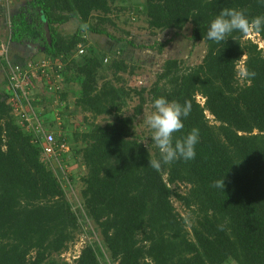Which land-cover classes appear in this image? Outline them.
Returning <instances> with one entry per match:
<instances>
[{
    "label": "trees",
    "instance_id": "1",
    "mask_svg": "<svg viewBox=\"0 0 264 264\" xmlns=\"http://www.w3.org/2000/svg\"><path fill=\"white\" fill-rule=\"evenodd\" d=\"M113 2L25 0L9 20L6 44L30 43L58 60L56 71L66 87L74 86L73 93L63 92L64 108L73 94L87 129L73 134L79 147L64 133L55 135V148L60 158V146L69 145L87 170L76 209L64 187L75 176L67 178L64 167L44 157L43 137L29 127L23 106L43 119L49 110L41 109L37 94L15 88L8 75L11 92L0 90V264H264V52L238 31L220 43L206 37L222 8L243 10L251 19L264 16V0H145L135 15H144L152 34L190 26L191 41L207 50L194 65L165 59L149 84L141 79L140 64L106 55L89 42V34H105L135 46L108 30L118 28ZM75 19V33L63 35L60 27ZM258 34L264 40V30ZM165 43L157 40L150 48L160 54ZM244 56L241 82L237 66ZM0 65L10 69L2 55ZM159 97L191 106L173 143L193 128L199 141L194 159L156 170L149 160L161 154L150 140L152 130L141 129L138 118ZM222 179L224 189L215 186ZM90 220L89 232L99 240L86 242L73 262L65 260L62 254Z\"/></svg>",
    "mask_w": 264,
    "mask_h": 264
},
{
    "label": "rangeland",
    "instance_id": "2",
    "mask_svg": "<svg viewBox=\"0 0 264 264\" xmlns=\"http://www.w3.org/2000/svg\"><path fill=\"white\" fill-rule=\"evenodd\" d=\"M24 3L25 0H0V41L3 44L7 43L6 38L9 33V20L11 16L15 14ZM112 7L113 13L111 14V17L115 22H117L118 28H116V26L110 25L108 26V30L117 36L123 35V37H126L127 40H133L135 42V46H131V44L127 43L126 41L117 42L105 34H89V42L95 45L100 51H104L106 55L117 57V55L119 56V54H122L125 58L130 60V62L134 64H140L143 68L141 79L145 84H149L156 78V73L159 67L167 58H180L186 60V62L190 65H194L202 61L207 51L206 46L203 42L193 43L191 41L190 26L186 27L180 32H176L175 30H166L152 34L151 30H149L147 19H145L144 15L142 13L140 15H135L137 11H141L145 7V0H114ZM78 23L79 22L75 19L65 25H62L60 27L62 34L67 37L72 36L78 27ZM123 30L129 31L130 35L124 34ZM245 39H251L253 42L258 43L259 48H262L264 52V40L258 33L247 35ZM157 40L161 42L166 41L164 44V49L160 54L156 48V50L150 48V45H155ZM7 46L8 52L5 53L0 47V53H2L1 55H5L4 57H6V60L9 62V64H19L24 66L34 61L46 59L45 54H42L39 49L35 48L30 43H24L18 46L14 45V43H11L7 44ZM245 58L246 57L244 56L237 66L239 70V79L241 82H243V77L245 75ZM35 63L39 64L40 62ZM9 70L10 69L6 70L0 65V90H4L5 92H11L7 83H5L6 78L9 75ZM107 74L111 76L109 71ZM39 82L40 81L38 80L35 84H38ZM43 82L46 83L45 80ZM63 82V89H66V91H71L70 89H74V86L71 87V85L66 87L65 80ZM47 85L44 87L43 85L38 84L36 92L34 88L31 93L33 95L37 94L42 98L39 99L42 110H49V114L47 115L46 119H44L46 120L44 122L45 127L55 133L57 136L61 135L62 132H65L70 136V145L79 147L82 143L77 144L73 134L78 131H80L78 133H82L87 129L85 120L86 114L80 113V111L74 107L73 101L75 98L73 94H69L70 99L68 101V105L70 104L71 106L69 107L67 105V109H65L66 107L64 108L65 105L63 99L60 98V96L63 95V93L60 92L61 88L53 90L47 87ZM197 100L203 104L205 97L199 94L197 96ZM23 110L29 111L28 113L30 116H34L33 110H29V108L25 106H23ZM150 111H153L150 106L145 107L142 116L138 118L141 129L148 130L149 127L145 123L144 113ZM58 115L60 119L59 121L57 119ZM207 116L210 118L212 123L217 124V122L214 121V117L212 115L207 113ZM53 120L55 121L53 122ZM92 120L93 118L89 116L88 121L91 122ZM97 122H103L102 117L98 118ZM60 130H62L61 133H59ZM75 161L80 162L79 166H77L78 164H76ZM81 161V158L79 159L78 155H75L71 148L62 154L59 160L54 161V167L56 168H60L61 164L64 165V171L67 174V178L68 176H75V181L69 180V182L64 183V187L66 188L68 199L74 203V207L76 209L77 207L81 206L80 192L82 187L79 180L87 170L86 167L82 165ZM181 188L182 190H185L186 187L183 185ZM174 203L177 207V210L183 216L188 217L186 209L179 202L175 201ZM83 228L85 232L80 234L77 237V240L70 246L69 250L62 254V257H64L65 260L69 262H73L75 258H77L86 242L94 239L96 241L99 240L98 233L91 235V232H89L90 230H94V225L91 220L88 224L84 223ZM108 264L112 263L108 262ZM225 264L235 263L228 262Z\"/></svg>",
    "mask_w": 264,
    "mask_h": 264
},
{
    "label": "clouds",
    "instance_id": "3",
    "mask_svg": "<svg viewBox=\"0 0 264 264\" xmlns=\"http://www.w3.org/2000/svg\"><path fill=\"white\" fill-rule=\"evenodd\" d=\"M262 30H264V16L249 19L243 10L222 8L210 22L206 37L208 40L220 43L226 41L234 31L247 36ZM248 75L254 76L255 73H248ZM152 109L154 110L144 113V120L152 130L150 140L158 148L161 158L149 160L148 165L159 170L162 163L171 164L179 159L184 161L194 159L196 155L195 145L199 141L198 129L193 128L183 139H176L173 143V134L181 131L184 127L182 117L187 118L190 114V104L185 101L181 105L177 101H169L165 97H159L154 99ZM215 186L224 189V179L217 181Z\"/></svg>",
    "mask_w": 264,
    "mask_h": 264
},
{
    "label": "built area",
    "instance_id": "4",
    "mask_svg": "<svg viewBox=\"0 0 264 264\" xmlns=\"http://www.w3.org/2000/svg\"><path fill=\"white\" fill-rule=\"evenodd\" d=\"M2 50L7 53L8 52V46L7 44L1 45ZM83 52L82 49H80V53ZM2 53H0L1 55ZM5 56V55H2ZM35 62H40L39 64H36ZM60 68L62 65L59 63L58 60H52V59H44L40 61H34L30 64L21 66L19 64H10V70H9V77L11 82L13 83L15 88L21 89L23 94L25 96L29 95L28 91H33L34 83L31 80V77L39 78L41 81L45 80L47 84L50 86V89H59V84L62 81V76L59 72L56 71V66ZM29 87L32 90H28ZM30 110V109H29ZM32 110V109H31ZM32 113V112H30ZM34 116H29V127H35V131L42 135V143H43V149H44V157L47 159L53 158L54 161L59 160L60 154L56 151V137L55 133L50 131L48 128L45 127L44 122L45 120L42 118V116L37 117V115L34 113ZM57 119H59V115L57 116ZM69 146L67 144H62L60 146V149L63 151V154L69 150ZM60 167H64L63 164H61Z\"/></svg>",
    "mask_w": 264,
    "mask_h": 264
},
{
    "label": "crops",
    "instance_id": "5",
    "mask_svg": "<svg viewBox=\"0 0 264 264\" xmlns=\"http://www.w3.org/2000/svg\"><path fill=\"white\" fill-rule=\"evenodd\" d=\"M14 45H16V44H14ZM17 46H18V45H17ZM42 54H43V53H42ZM38 80L40 81L38 84H41V85H43L44 87H46V85H47V84H46L47 82H46V83L43 82L44 80L41 81L40 79L35 78V82H34L35 92H36L37 85H38V84H35V83H36V81H38ZM63 81H64V80H63V77H62V81H61V83L59 84V86H60V88H61V91H60V92H62V93H63V92H66V89H63V87H64V82H63ZM47 87H50V86L47 85ZM62 90H63V91H62ZM60 94H61V93H60ZM60 98H61V99H65L64 95H61ZM74 98H75V96H74ZM74 98H73V99H74ZM40 99H42V98L40 97ZM67 99H70V98H69V95H68ZM60 104H61V103H60ZM65 104H66V102H64V105H65ZM48 114H49V113H48ZM54 121H55V120H53V122H54ZM58 121H59V120H58ZM61 132H62V130H60L59 133H61ZM59 133H58V134H59ZM64 133H65V132H62V134H64Z\"/></svg>",
    "mask_w": 264,
    "mask_h": 264
},
{
    "label": "water",
    "instance_id": "6",
    "mask_svg": "<svg viewBox=\"0 0 264 264\" xmlns=\"http://www.w3.org/2000/svg\"><path fill=\"white\" fill-rule=\"evenodd\" d=\"M45 29H46L47 39H48L49 43H51L50 29H49V26L47 24L45 26ZM42 50H45V47H42Z\"/></svg>",
    "mask_w": 264,
    "mask_h": 264
}]
</instances>
